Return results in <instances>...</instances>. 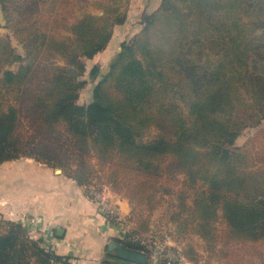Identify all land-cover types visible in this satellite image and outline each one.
Wrapping results in <instances>:
<instances>
[{
	"label": "trees",
	"instance_id": "trees-1",
	"mask_svg": "<svg viewBox=\"0 0 264 264\" xmlns=\"http://www.w3.org/2000/svg\"><path fill=\"white\" fill-rule=\"evenodd\" d=\"M85 2L27 0L14 24L6 14L25 43L16 58L26 63L3 69L14 49L0 34V165L30 157L61 167L91 199L107 186L129 202L128 220L144 233V209L177 191L176 225L197 228L209 252L231 264H264L259 244L256 253L250 245L264 237V168L252 169L235 145L264 124V0H162L80 104L86 59L126 18L84 12ZM0 7L7 12L8 0ZM151 129L157 134L145 140ZM41 243L21 223L0 220V264L61 258ZM172 249L182 264H203L194 249Z\"/></svg>",
	"mask_w": 264,
	"mask_h": 264
},
{
	"label": "crops",
	"instance_id": "crops-1",
	"mask_svg": "<svg viewBox=\"0 0 264 264\" xmlns=\"http://www.w3.org/2000/svg\"><path fill=\"white\" fill-rule=\"evenodd\" d=\"M21 159H26L25 163ZM15 163L21 167L16 168L18 172L10 174L7 181L8 168ZM5 165L8 168L0 177L3 185L0 204L4 206L0 210L7 216L4 217L19 223L23 221L21 223L29 230L30 237L48 243L62 262L139 264L117 263L109 259L114 256L109 251L111 241L135 248L132 243L136 236L128 230L133 224L127 221L130 223L127 229L118 223L113 224L91 199L88 190L76 185L63 170L57 172V168L30 157L6 161L0 167ZM113 198L120 206L122 217L128 220L131 213L129 202L119 196ZM26 219L28 224L24 222ZM149 257L148 264H158L150 254ZM186 264L192 263L187 261Z\"/></svg>",
	"mask_w": 264,
	"mask_h": 264
},
{
	"label": "rangeland",
	"instance_id": "rangeland-1",
	"mask_svg": "<svg viewBox=\"0 0 264 264\" xmlns=\"http://www.w3.org/2000/svg\"><path fill=\"white\" fill-rule=\"evenodd\" d=\"M26 1L27 0H8L7 12L1 10L0 7V34L2 36H8L11 38L14 49L13 52H5L3 69L16 71L20 65L26 63V60L20 61L16 58L17 54L24 56L25 43H23L19 39H16L14 34L12 33V27H8V25L6 24V14L9 15V17L12 19L11 22L14 24L15 21H17V19L19 18L18 7L23 5ZM161 1L162 0H88V2H85L83 4L84 12L86 11L94 13L96 15H103L107 10V12L112 16H115L119 13L124 14L126 18L122 24L116 25L114 27L112 38L106 48L97 53L92 59H86V71L82 77V80L85 81V86L80 92V98L78 100L80 104L91 101L95 85L100 80L103 71L108 67L111 60L116 56L122 42L131 40L135 36V34L141 31L146 15L156 10L161 4ZM258 32H260V30H258ZM60 63L63 62L60 61ZM95 66H97V70L94 74H92L93 68ZM178 103L180 104L183 112L188 115L189 106L187 105V102L178 101ZM155 134H157V130L151 129L146 133L144 138L145 140L151 139ZM235 145L241 147L249 154L250 159L254 163L252 169L264 168V124L246 128L237 138ZM20 161L25 163L26 159H21ZM15 164V166H10L9 168L6 167V165L1 166L0 177L2 176V174H4L5 169L8 168V173L6 175L8 181V176L10 174H15L16 172H18V169L16 168L21 167L20 164ZM57 169L63 170V168L61 167H57ZM181 179L182 176L179 177L180 182ZM1 182L2 180L0 178V202L1 200H3V195L1 194L3 185ZM161 186L165 188H167V186L169 187V185H167V182L165 181H162ZM179 187H181V185L178 186V188ZM175 190L177 189L174 188V191ZM96 191H98L97 193H101L111 200H115V198L113 199V197H121L119 194H116L112 190H110L107 186H104V188L102 189H97ZM191 195H189V200H187L188 204H191L195 197V194ZM178 199L179 198L177 191H175L173 194L166 193L162 198L160 197L159 200H155V203L153 205L154 207L152 209L147 207L144 209L143 218L149 219L148 232L144 233L142 229L140 230V223L136 224L132 221L131 223L133 224V227L129 229L128 226L130 223L127 222L129 220H126L122 217V212L121 220L118 221L117 225H121V227L125 226L126 229L128 228L130 234L136 236V240L132 243L133 246L139 250L147 251L148 254L152 256L153 260L158 264H162L163 261L153 257L154 251L160 249H170L175 251L172 248H178L181 250L186 248L187 251L190 249H194L200 254L203 260V264H231V262H227L224 257H221L220 255L215 256L214 250L213 252H209L211 251L209 249L212 248L208 249V247L213 245L210 244L209 246V244H207V241L202 238L197 232V228L195 229V227L191 224H189L187 227V223H182L181 221L177 222L178 225L175 224L176 222H174V217H177L176 213L180 212V207L178 209V207L176 205L173 206V204H178ZM3 207L4 206L0 204V209H2ZM4 216L5 214H3L2 210H0V220H8L7 218H5L7 216ZM24 222L28 224L27 219L26 221L24 220ZM215 226L217 227L219 232H222L224 229V226L219 221H216ZM262 238L263 239H261V241H259L258 243L255 242L253 244H250L252 246L253 253H256V249H254L253 246H256L258 244V248H260L259 251L264 253V237ZM41 245L48 246L50 250V245L48 243H41ZM215 246H217L218 248L222 247L219 242Z\"/></svg>",
	"mask_w": 264,
	"mask_h": 264
},
{
	"label": "built area",
	"instance_id": "built-area-1",
	"mask_svg": "<svg viewBox=\"0 0 264 264\" xmlns=\"http://www.w3.org/2000/svg\"><path fill=\"white\" fill-rule=\"evenodd\" d=\"M93 201L99 206V208L108 217H113L115 219V221H111L113 224H117L118 221L121 220L120 206L115 200H111L105 197L101 193H95ZM42 243H46V242H42ZM43 247L49 250L48 246H43ZM153 257L163 261L164 264H182L184 262V258L180 254L170 249L168 250L160 249V250L154 251ZM51 263L52 264H65L64 262H62V260H60L57 257H53L51 259Z\"/></svg>",
	"mask_w": 264,
	"mask_h": 264
},
{
	"label": "water",
	"instance_id": "water-1",
	"mask_svg": "<svg viewBox=\"0 0 264 264\" xmlns=\"http://www.w3.org/2000/svg\"><path fill=\"white\" fill-rule=\"evenodd\" d=\"M97 70V66L93 68L92 74ZM57 172H62V169H57ZM61 232V230H59ZM109 251L114 253V256L109 259L117 263L123 262H136L139 264L149 263V254L143 250L126 246L117 241H111L109 243Z\"/></svg>",
	"mask_w": 264,
	"mask_h": 264
}]
</instances>
